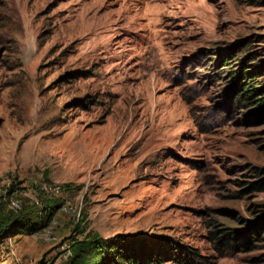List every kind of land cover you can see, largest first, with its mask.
<instances>
[{
	"label": "rangeland",
	"instance_id": "rangeland-1",
	"mask_svg": "<svg viewBox=\"0 0 264 264\" xmlns=\"http://www.w3.org/2000/svg\"><path fill=\"white\" fill-rule=\"evenodd\" d=\"M244 67L264 80V0H0V200L34 220L60 204L1 237L0 264H65L93 234L264 264ZM257 223L249 248L218 241Z\"/></svg>",
	"mask_w": 264,
	"mask_h": 264
},
{
	"label": "trees",
	"instance_id": "trees-1",
	"mask_svg": "<svg viewBox=\"0 0 264 264\" xmlns=\"http://www.w3.org/2000/svg\"><path fill=\"white\" fill-rule=\"evenodd\" d=\"M252 55L249 56L250 60ZM232 59L225 64L231 65ZM244 64H246L244 62ZM245 68V67H244ZM262 69L247 70L242 69L239 73L241 80L236 85L235 99L242 100L248 104H257L264 113V80L258 84L255 76L263 75ZM263 177L256 182L250 183L251 190L264 189V169L258 170ZM60 204H50L46 206L37 220L32 218L31 210L23 208L20 212L5 211L3 202L0 200V238L8 237L13 232L27 231L33 234L43 229L53 217ZM260 224L250 225L244 231H223L219 236V243L233 248L231 241L249 248L252 245L253 237L259 234ZM16 229V230H15ZM233 231V232H232ZM70 256L65 264H156L164 259L177 262L178 264H196L194 259L198 254L191 250L181 251L176 246L150 247L146 243H138L135 240L126 238L105 239L97 234L86 236L82 239H73L70 246Z\"/></svg>",
	"mask_w": 264,
	"mask_h": 264
}]
</instances>
